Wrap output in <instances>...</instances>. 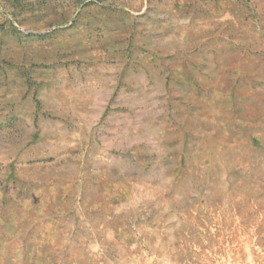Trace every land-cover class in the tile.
Instances as JSON below:
<instances>
[{
	"label": "rangeland",
	"instance_id": "374dc122",
	"mask_svg": "<svg viewBox=\"0 0 264 264\" xmlns=\"http://www.w3.org/2000/svg\"><path fill=\"white\" fill-rule=\"evenodd\" d=\"M0 264H264V0H0Z\"/></svg>",
	"mask_w": 264,
	"mask_h": 264
}]
</instances>
